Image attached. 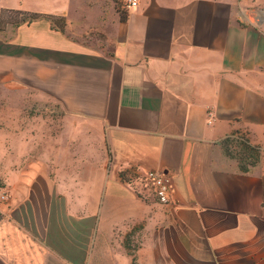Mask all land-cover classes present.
<instances>
[{"label": "crops", "instance_id": "1", "mask_svg": "<svg viewBox=\"0 0 264 264\" xmlns=\"http://www.w3.org/2000/svg\"><path fill=\"white\" fill-rule=\"evenodd\" d=\"M123 3L0 0L66 22L0 32V87L62 115L0 130V264H264V0ZM148 171L168 205L123 180Z\"/></svg>", "mask_w": 264, "mask_h": 264}, {"label": "rangeland", "instance_id": "2", "mask_svg": "<svg viewBox=\"0 0 264 264\" xmlns=\"http://www.w3.org/2000/svg\"><path fill=\"white\" fill-rule=\"evenodd\" d=\"M116 2H118V6L120 7V3H123L124 1L116 0ZM254 7H264V3H259L254 5ZM248 20L251 22L254 21L253 18ZM5 21L8 22V24L6 22L4 23L3 33H5V28H7V26L10 29H14V27L9 24V18L6 17ZM39 98L40 97L29 90H17L9 89L8 87H0V130L6 127L5 124H9L10 129L13 130L14 124L18 121L24 125L31 123L35 125V123L39 122L46 123V119L50 120L51 118H53L54 125L56 126L55 129L57 130L58 125L61 123L60 120L62 119L60 106L55 103H48L44 100L39 101ZM230 145L235 148L239 145V142L235 140ZM240 148L241 147H237L238 152L240 151ZM229 149L230 152H233L231 148ZM233 154L238 155L235 151ZM255 156H258L259 160L257 161L255 157V159H251L249 164L255 162L256 165L260 161L261 153L259 150L256 151Z\"/></svg>", "mask_w": 264, "mask_h": 264}, {"label": "built area", "instance_id": "3", "mask_svg": "<svg viewBox=\"0 0 264 264\" xmlns=\"http://www.w3.org/2000/svg\"><path fill=\"white\" fill-rule=\"evenodd\" d=\"M140 5V0H124L126 10L136 9ZM124 181L130 187L147 188L163 205H168L172 198V179L163 171H148L143 175L127 173ZM11 198L10 189L6 185H0V215L3 208L9 203Z\"/></svg>", "mask_w": 264, "mask_h": 264}, {"label": "trees", "instance_id": "4", "mask_svg": "<svg viewBox=\"0 0 264 264\" xmlns=\"http://www.w3.org/2000/svg\"><path fill=\"white\" fill-rule=\"evenodd\" d=\"M9 18V24L12 25L14 28H18L19 26L23 24H31L35 21L46 19L50 21L54 27H56L58 30L64 32L66 22L62 18L52 17V16H45V15H39V14H32L22 11H2L1 18H0V32L4 30V23L6 22L5 19ZM8 24V22H6ZM239 142V145L234 148V146L230 145L235 140L228 139L224 143V149L228 156H230L233 159L238 160L240 167L243 171H248V165L254 166V163H250L251 159H255V153L258 149L255 147H252L249 145L248 141L244 137H239L236 139ZM237 147H241L240 151L238 152ZM234 152H237L238 155H234L233 152H230V149ZM256 160H259V157H256Z\"/></svg>", "mask_w": 264, "mask_h": 264}]
</instances>
